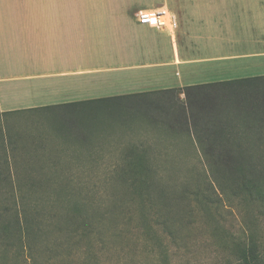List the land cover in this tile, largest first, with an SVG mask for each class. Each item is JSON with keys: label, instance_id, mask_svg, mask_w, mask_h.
<instances>
[{"label": "rangeland", "instance_id": "obj_1", "mask_svg": "<svg viewBox=\"0 0 264 264\" xmlns=\"http://www.w3.org/2000/svg\"><path fill=\"white\" fill-rule=\"evenodd\" d=\"M133 71L143 78L104 84L90 96L171 87L167 101L188 105L180 87L258 75L228 74L201 60ZM122 101L132 108L128 121ZM122 101H111L119 114L89 106L0 114V264H246L242 252L250 247L264 264V180L260 193H222L199 144L157 131L141 115L135 120L152 100ZM169 137L177 145L168 147ZM144 150L165 180L151 187L133 176ZM169 151L180 154L171 170L161 160ZM25 215L28 231L20 229Z\"/></svg>", "mask_w": 264, "mask_h": 264}, {"label": "crops", "instance_id": "obj_2", "mask_svg": "<svg viewBox=\"0 0 264 264\" xmlns=\"http://www.w3.org/2000/svg\"><path fill=\"white\" fill-rule=\"evenodd\" d=\"M161 4L178 17L174 34L137 19ZM193 60L264 75V0H0L3 115L94 99L89 90L143 78L133 70Z\"/></svg>", "mask_w": 264, "mask_h": 264}, {"label": "trees", "instance_id": "obj_3", "mask_svg": "<svg viewBox=\"0 0 264 264\" xmlns=\"http://www.w3.org/2000/svg\"><path fill=\"white\" fill-rule=\"evenodd\" d=\"M175 90L177 89L166 88L56 106L64 108L65 111L83 110L85 106H89L94 112L103 110L113 114L112 112L118 113L120 110L117 111L111 101L147 97V101L152 100L149 103L151 107L142 114L136 111L135 120H148L157 131L182 136L184 142L199 144V158L205 161V170H209L211 180L220 186L222 193L235 188L246 189L250 193L253 190L262 192L260 183L264 180V75L180 87V92H185L188 97V105L177 102L171 104L167 101L173 97ZM123 103L120 107L125 109L122 118L128 121L130 118H125V115L130 117L128 111L132 108L129 103ZM51 107L53 106L42 108ZM140 115L143 119L137 118ZM251 132L256 134H250ZM170 139L166 138L168 147L177 145ZM148 151L144 150L136 155V172L133 176L151 187L157 180H165L161 178V169L148 165ZM179 159V153L169 151L161 160L169 163L171 170L178 165L176 162ZM29 223L27 215L23 221L20 218V229L28 231ZM242 258L246 264L259 263L258 255L252 247L242 252Z\"/></svg>", "mask_w": 264, "mask_h": 264}, {"label": "built area", "instance_id": "obj_4", "mask_svg": "<svg viewBox=\"0 0 264 264\" xmlns=\"http://www.w3.org/2000/svg\"><path fill=\"white\" fill-rule=\"evenodd\" d=\"M137 19L142 24L150 25L171 34H174L179 26L176 13L164 4L139 10L137 12Z\"/></svg>", "mask_w": 264, "mask_h": 264}]
</instances>
